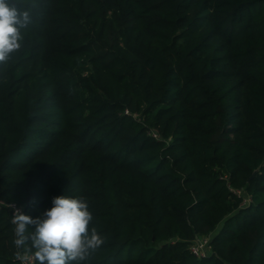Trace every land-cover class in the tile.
Here are the masks:
<instances>
[{
  "label": "trees",
  "instance_id": "obj_1",
  "mask_svg": "<svg viewBox=\"0 0 264 264\" xmlns=\"http://www.w3.org/2000/svg\"><path fill=\"white\" fill-rule=\"evenodd\" d=\"M8 2L31 22L0 64V201L84 197L105 243L79 264H264V0ZM12 219L0 264L35 251Z\"/></svg>",
  "mask_w": 264,
  "mask_h": 264
},
{
  "label": "clouds",
  "instance_id": "obj_2",
  "mask_svg": "<svg viewBox=\"0 0 264 264\" xmlns=\"http://www.w3.org/2000/svg\"><path fill=\"white\" fill-rule=\"evenodd\" d=\"M30 22L28 11H20L8 0H0V64L21 48V30ZM8 207L14 208L13 243L22 248L31 239L36 264H79L105 243L97 229L90 228L93 215L84 197L55 196L52 207L37 218L23 214L14 205ZM30 228L34 231L30 232Z\"/></svg>",
  "mask_w": 264,
  "mask_h": 264
},
{
  "label": "built area",
  "instance_id": "obj_3",
  "mask_svg": "<svg viewBox=\"0 0 264 264\" xmlns=\"http://www.w3.org/2000/svg\"><path fill=\"white\" fill-rule=\"evenodd\" d=\"M0 204L6 205V206L14 205L15 208H19L22 211V208L20 206H18L16 203L5 204L3 201H0ZM9 208L14 212L13 207H9ZM207 244H208V239L198 240L193 247L194 252L199 254V255H205L207 253L206 252ZM33 263H34V256L33 255H28V257L26 259H24V261H23V264H33Z\"/></svg>",
  "mask_w": 264,
  "mask_h": 264
}]
</instances>
